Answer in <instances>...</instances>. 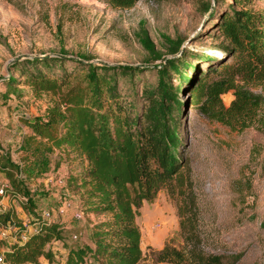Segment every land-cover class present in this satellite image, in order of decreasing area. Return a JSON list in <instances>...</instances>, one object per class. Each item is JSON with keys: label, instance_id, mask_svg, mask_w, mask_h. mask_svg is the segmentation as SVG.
Returning a JSON list of instances; mask_svg holds the SVG:
<instances>
[{"label": "trees", "instance_id": "obj_1", "mask_svg": "<svg viewBox=\"0 0 264 264\" xmlns=\"http://www.w3.org/2000/svg\"><path fill=\"white\" fill-rule=\"evenodd\" d=\"M107 1L113 6L131 7L137 0ZM253 1L203 0L201 30L195 39L201 44L209 40L205 49L189 47L185 42L189 37L178 35L166 36L165 51L157 50L143 30L139 40L150 52L148 60L160 59L145 68L131 63L92 62L86 55L84 59L43 55L13 62L19 76H11L10 81L27 84L35 95L51 92L53 99L42 114L20 116L30 131L17 148L21 164L0 155V171L9 181L0 195L30 197L22 175L42 176L52 161L60 163L61 155L51 157L55 149H66L79 164L67 180L77 188L84 210L106 214L91 224L94 247L88 243L71 246L65 264H91L92 260L98 264H137L142 255L136 221L139 206L144 199L152 200L161 188L181 200L177 213L189 245V261L235 264L238 256L228 258L200 248L192 179L179 150V115L184 105L180 94L186 89L191 93V104H198L202 114L223 123L251 118L253 112L256 116L262 94L236 79H264V8H254L250 5ZM67 61L72 63L69 68ZM219 68L226 69V74L209 81ZM147 69L155 75L152 85L142 74ZM229 89L234 98L224 105L221 94ZM257 122L264 132V112ZM36 220V228L14 238L3 249L5 261L41 264L43 257L52 264L55 254L46 245L59 230L55 223ZM11 222L21 234L22 218L15 210L0 211V226ZM260 226L264 229V216ZM156 256L163 262L181 263L185 259L183 250L169 242Z\"/></svg>", "mask_w": 264, "mask_h": 264}, {"label": "rangeland", "instance_id": "obj_2", "mask_svg": "<svg viewBox=\"0 0 264 264\" xmlns=\"http://www.w3.org/2000/svg\"><path fill=\"white\" fill-rule=\"evenodd\" d=\"M202 1L137 0L131 7H117L107 0H0V155L21 164L17 148L30 129L20 116L42 114L53 99L51 92L35 95L27 84L9 80L19 76L12 66L15 60L60 54L84 59L86 55L92 62L152 66L160 59L148 60L150 52L139 40L143 30L157 50L165 51L166 36L178 35L189 37L185 40L189 47H207L209 40L201 44L195 39L203 20ZM250 5L264 8V0ZM65 65L69 68L72 63L67 61ZM147 71L142 74L152 85L155 75ZM226 72L219 68L208 80ZM236 79L262 94L256 116L253 112L251 118L232 119L230 124L209 118L199 111L198 104H191V93L185 89L180 94L184 105L179 115V150L192 179L200 248L228 258L238 256L233 257L237 258L233 259L235 264H264V229L260 226L264 216V132L257 126L258 116L264 112V79ZM221 97L224 105H229L233 90ZM58 155L60 163L52 161L42 176L22 175L30 197L0 195V211L12 208L22 218L21 234L13 222L0 226V254L11 240L36 228L37 218L55 223L59 230L46 245L55 254L52 264H65L71 246L88 243L94 247L91 224L106 214L84 210L77 188L67 180L79 164L66 149H55L51 157L56 159ZM8 183L0 171V185ZM179 203V197L165 188L152 200H142L136 216L142 248L137 264H194L189 261V245L179 222ZM165 242L183 250L185 259L181 263L157 259ZM40 261L47 264L43 257ZM91 264L98 262L92 260Z\"/></svg>", "mask_w": 264, "mask_h": 264}, {"label": "built area", "instance_id": "obj_3", "mask_svg": "<svg viewBox=\"0 0 264 264\" xmlns=\"http://www.w3.org/2000/svg\"><path fill=\"white\" fill-rule=\"evenodd\" d=\"M6 185V184H5ZM5 185H0V194H3V191H4V186ZM48 214V212L46 213ZM0 261L4 262L5 259H4V255L3 254H0Z\"/></svg>", "mask_w": 264, "mask_h": 264}]
</instances>
